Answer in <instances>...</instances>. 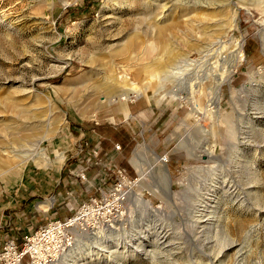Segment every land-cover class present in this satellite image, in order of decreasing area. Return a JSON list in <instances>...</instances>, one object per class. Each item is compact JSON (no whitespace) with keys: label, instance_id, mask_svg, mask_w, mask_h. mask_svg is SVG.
Masks as SVG:
<instances>
[{"label":"rangeland","instance_id":"374dc122","mask_svg":"<svg viewBox=\"0 0 264 264\" xmlns=\"http://www.w3.org/2000/svg\"><path fill=\"white\" fill-rule=\"evenodd\" d=\"M115 4L116 0H0V189L7 191L8 195L17 193L19 197L25 196L18 208L19 211L24 210L23 215L20 213L23 217L28 216V212L32 217L24 219L21 216L22 224L16 231L24 235L32 231L30 227L36 231L48 223L53 211L66 212L70 217L80 210L82 202L88 201L89 197H70L56 202L54 207L50 205L40 208L38 204L49 205L53 201L51 198L54 193L44 199L35 197L29 200V197L34 189L32 186L36 185L31 183L33 176L54 178L60 174V168L66 160L71 166L75 160V142L82 132L78 130L79 126L82 123L90 125L91 121L96 119L100 122V129L96 132L105 137L103 147L110 150L120 144L122 151L116 156V162L122 166L128 164L130 168L126 167L129 172L134 174V178L138 177L136 184L128 190L130 201L123 210L125 230L138 235L137 231H146L151 225L152 233L148 237L153 245L148 246V249H152L155 256L150 258L146 252H138L134 248H120L118 254L127 257L125 261L121 260L123 264H198L201 250L204 256L206 255L204 263L207 264H264V118L257 119L254 116H264V1L253 3L251 0H232L229 5H215L209 10L196 7L197 11L190 15L193 17L192 23L181 19L177 28L169 30L173 35L170 36L171 39L165 38L158 42L156 49L144 60L136 57V51L142 50L143 39L140 35L132 33L137 25L135 18L125 15L115 24L109 21ZM179 7L182 6L174 5L176 10L171 12L174 14L172 17L179 18ZM233 11L238 12L234 26L231 25L229 17ZM210 14H220L218 19L225 21V42L230 44L233 40L240 41L244 43L245 51V60L233 73L231 83L222 86L220 110L210 106L207 96L210 88L206 86L195 87L196 94L200 97L197 96V103L203 108L201 113H196L193 110L194 105L189 102L155 99L151 94L134 97L133 100L140 99L152 103L158 112L167 116V121L156 136L145 137L146 143L137 138L125 146L129 140L126 134H122L120 128H114L107 119L114 117L115 121L119 122L121 116H117L116 112L121 109L127 113L128 103L132 100L127 102L125 108L119 102L108 105L104 99L106 93L97 89L103 82V75L110 76L114 73L113 70L119 74L128 70L127 74L131 79L142 84L146 75L141 68L146 65L152 67L156 57L164 59L173 51L192 64L191 70L183 79V89L186 90L187 80L193 75L195 66L198 65L196 67L199 68L204 64L201 63V49L196 41H193L199 33L195 28V18L200 20L203 15H209L207 21L210 22ZM118 36H121L120 39L114 40ZM86 60H91L94 65L87 64ZM150 67H147V70H150ZM251 75L260 84L256 94L250 97L246 93H237L236 88L248 82ZM160 79L157 77L150 80L152 91L160 86ZM164 84L165 90L175 85L169 79ZM238 107L246 109L247 115L243 119L237 113ZM136 117L138 116L131 115L129 119ZM250 121H253V126L249 130L245 126ZM245 135L249 139L241 138ZM42 137L41 149L50 160V166L46 167L43 160L23 163L22 159L11 156L13 151L23 152ZM238 137L244 142L238 145L237 151L233 148L239 140ZM137 144H142V153L147 161V172L143 179H140L130 161ZM208 144L212 146L216 156L221 158L220 162L213 159L209 161L207 157L198 159L191 155L193 152H200L203 145ZM164 153L170 156L168 167L173 176L172 187L175 196L170 200L164 197L161 199V196L152 192L154 177L161 172V163L155 159ZM236 153H239L240 158L235 157ZM61 154L65 156L64 159ZM218 167L222 168L217 172L213 171ZM213 173L220 177L226 175L241 188L250 185L254 187L250 189L251 194L244 203L246 205L230 199L224 200L218 209L220 211L216 215L217 221L208 224V229L194 236L191 228L194 222L190 220L191 216L183 211L186 204L184 195L186 192L192 193L198 183L211 178ZM112 182L113 180H110L109 185ZM96 183L98 185V182ZM134 194H141L151 201L157 209L154 216L133 205L131 196ZM92 196H98V193H93ZM32 200L36 201L28 210V204ZM69 200H72L75 206L76 210L73 212H68L65 208ZM131 214L133 217H130ZM165 216L166 219L171 218L170 221L176 230L189 232L193 238H184L185 241L188 240L187 244L184 240L175 241L172 234L169 240H158V231H162V228L157 229L162 226L158 219L162 217L164 220ZM131 218L134 221L140 218L143 220L138 224L139 227L133 228L131 222H128ZM250 230L251 233L248 234ZM75 235L79 239L77 233ZM208 236H211V239ZM168 241L180 242L181 250L167 246L165 242ZM17 242L22 244L23 240ZM86 247L88 245L83 244L81 249ZM240 248L245 254L242 252V256L238 257L237 251ZM223 250L224 256L221 253ZM217 256H220L219 259ZM92 258L79 264H119L106 260L102 255L94 256L93 262ZM224 259L227 260L223 262ZM54 264L63 263L58 261Z\"/></svg>","mask_w":264,"mask_h":264},{"label":"bare ground","instance_id":"6f19581e","mask_svg":"<svg viewBox=\"0 0 264 264\" xmlns=\"http://www.w3.org/2000/svg\"><path fill=\"white\" fill-rule=\"evenodd\" d=\"M244 1H249V0H244ZM251 1L253 3H259L262 0H251ZM116 2H117V4H115L114 8L111 7L112 13L110 12L111 18L109 19V21H111V23L115 24L116 22H119V20H121L125 15L133 16L135 18L137 25L134 28V32H132V33H134L137 36L140 35V38L143 39L142 40L143 46L141 47L142 50H140L138 52L136 51V57L139 60H144V59L148 58L149 55L151 54V52L156 49L158 42H162V40H164L165 38H166V40H168V38L171 39V37L173 35H172V32L169 30H171L172 28H177V26L179 24H181V19H184L185 22L187 21L188 23L193 20L192 19L193 17L191 18L190 15L192 13H194L195 11H197L196 7H203L206 10L207 9L209 10L210 8H212V6H215V5L216 6L218 5V7L221 4L223 6L229 5V4H231L232 0H219V1H217V0H119V1L116 0ZM107 5H109V3ZM174 5L182 6V7H179V9H180L179 10L180 11L179 12V18L177 16L172 17L174 14L171 12L176 10L174 8ZM216 10H217V8H216ZM168 11H169V13L167 14ZM220 11H221V9H220ZM237 13L238 12L233 11L231 16H229L230 17V23L233 26L236 24V19L238 17ZM197 15L199 16V14H197ZM211 15L212 14H210V17H209L210 22L207 21V17L209 15H203V17L201 19L199 18L200 20H198L197 16H196L197 18H195V19H197V23H196L195 28L198 30L200 35H199V33L196 34L193 41H196V44H198L197 46L201 49V54H202L201 63H204V64L199 66V68L196 67L198 65L195 66L194 71H193V75L191 77H189L187 80L188 83H186L187 84L186 90L183 89V85L185 84V83L183 84V79L187 75L188 71L191 70L190 65H192V64L188 63L187 59L182 58V56H180L179 54L176 55L172 51L167 55L166 58L164 57V59L163 58L160 59V58L156 57L152 67H150L151 65L150 66L146 65L148 68L149 67L151 68L150 70L149 69L147 70L146 66L141 68V71L143 72V74L146 75L142 84H139L137 81L132 80L130 75L127 74L128 70H126V72L123 74H119L115 70H113L114 73H112L110 76H108V75L106 76L104 74L103 75V82L101 83V85L97 86V89H100L106 93V96L104 97L105 102L108 105L112 104L113 102H119V103H122L124 105V108H125V107H127L126 106L127 102L129 100H133L134 97L138 98V97H141L143 95L151 94V96L155 99H157V98L158 99H171V100H180L183 102L192 103L194 105L193 110L196 113H201V110H203V108L201 107V105H199L197 103L196 98L198 95L196 94L195 87L196 86H200V87L206 86V87L210 88V91L207 92V96L209 98L210 106H214V109L216 108L217 111H219L220 105H221V100H222V86L225 83H231V81H232L231 77H232L233 73L236 71L237 67L241 64V62H243L245 60V51H244V43H242L240 41L233 40V41H231L230 44H227L225 42V40H224L225 34H226L225 30L227 29L225 21L224 20L221 21L218 19L220 14H217V16L216 15L211 16ZM217 19L219 21H217ZM228 20H229V18H228ZM229 29H231V28H229ZM116 35H119V34H116ZM120 37L121 36H118L114 40L117 41L118 39H120ZM168 44H171V43H168ZM119 45H121V44H119ZM119 45H118V47H119ZM263 46H264V41H263ZM200 49H198V51ZM87 64H89V65L93 64L94 65V63L91 60H88ZM157 77L161 78L160 79L161 82H159L160 86H158L156 89L153 88L154 91H152L150 80L153 78H157ZM167 79H169V81L172 80L175 83V85L172 88L165 90L164 82ZM259 85H260L259 82L254 80L253 76L251 75L250 80L248 82H246L245 84L241 85L239 88H236V91H237V93H239L241 95H245V93H246V95H250V97H251L253 94H256V92L258 91ZM234 95H235V93H234ZM255 106H257V104ZM127 113H128L127 116L129 119L131 117V114H129L128 111H127ZM237 113L241 119H243L247 115L245 108L238 107ZM254 116L257 119L264 118V116H261V115H254ZM239 125H241V124H239ZM252 126H253V121H250V122L246 123L245 127L250 130L252 128ZM254 126H256V125H254ZM242 133H244V131ZM247 134H249V133L247 132ZM241 138H243L244 140L245 139L247 140V138L249 139V137L247 135L242 136ZM42 141H43V137L40 140H38L36 143L30 144L29 148L25 149V151H23V152L13 151L14 153L12 152L11 156H14L15 158H18V159H22L21 161L23 163H27L30 160H34L36 162H38L39 160L40 161L43 160L46 167L50 166L51 165L50 160L47 157H45V155L43 154L42 149H41V142ZM243 142L244 141L243 140L241 141L239 138L238 142L236 144L234 143L235 148H233V149L238 151V145L239 144L241 145V143H243ZM142 150H143L142 144L137 145V147H136V149H135V151H134V153L130 159L133 167L136 168V171L139 174L140 179H143L144 176L146 175V172H147V169L145 167V166H147V164H146L147 161L144 159V154L142 153ZM191 155L195 156L198 159H202L203 157H207L209 159V161H210V159H213V160L218 161V162L221 161V158L216 156L214 149L209 144L203 145V148L200 152H197V153L193 152V153H191ZM64 157L65 156L63 154H61V158L64 159ZM235 157H239V153H236ZM160 160H161L160 157H158V158L156 157V159H155L156 162L161 163V172H158L155 175L156 177H154V183L152 185V192L154 193V195L156 194V195L161 196V199H163L162 197H164L167 200H170L173 197V195L175 196V193H174V190L172 187L173 176L169 170L168 165H166L165 163H162ZM232 160L234 161V159H232ZM239 161H241V160H239ZM231 164H232V162H231ZM220 168H222V167H218V169H215L213 171L217 172ZM235 169H233V170H235ZM233 173H234V171H233ZM212 175H214V176H212ZM212 175H211L212 176L211 178L204 179L201 183H198V185L194 189H192L194 192L193 191H192V193L186 192V194L184 195V201L186 204L183 208V211L185 212L186 215L191 216L190 220H192L194 222L193 226L191 227L192 228V235H194V236L196 233H198V232L201 233L203 230L208 229L209 228L208 224H212L213 222L217 221L216 215L219 214L218 211H220V210H218V209L224 200L230 199V200H233V202H237V203L240 202V203L244 204L247 201V197H249L251 194L250 189L252 187H254V186L250 185L247 188H241L238 184L235 185L233 180H229L226 175H223V176L221 175L222 177L217 176V173L216 174L213 173ZM234 176L236 177L237 175H234ZM206 177H207V175H206ZM237 177L239 178V176H237ZM181 196H182V194H181ZM131 197H133V199H132L133 205H135L136 208L144 209L145 211L151 213L154 216L157 209L153 206V204L151 203L150 200L144 198L141 194H134ZM248 203H250V202H248ZM244 205H246V204H244ZM133 209H134V207H133ZM158 209H160V208H158ZM180 210H182V209H180ZM225 211L226 210H224V212ZM139 212L141 213V211H139ZM161 212H163V211H161ZM131 213H133V211ZM156 216L159 217V215H156ZM130 217H133L132 214L130 215ZM142 220H143V218L136 219L134 221V219L131 218L130 221H128V222L129 223L131 222L133 228H135L138 226V224H141ZM170 220H171L170 217L166 219V216H165L164 220H162V217H160L158 219V221L160 222L159 224L162 226H160L158 228H157V226H153L155 229L156 228L157 229L162 228V231L161 230H160V232L158 231V236H159L158 240H161V239H163L164 241H166V239L169 240L170 239L169 236H171L170 234H172L173 235L172 238L174 237L173 239H175V241L184 240L183 242L186 243L188 240L185 241L184 238L188 239L187 237H192L191 233L186 232V231H185L186 233H182V232L176 230L175 227L172 225V222ZM156 221L157 220H155V222ZM75 222L73 219L72 223L74 225H77V223H75ZM149 223H151V222H149ZM225 224H227V223H225ZM220 225H221V223H220ZM165 227H167V228H165ZM219 229L220 228H218V230ZM76 232L78 233L79 239H77L75 246H73L67 253H65L64 255L59 257L56 260L57 262L59 261L63 264L64 263H66V264H79V262H86L87 259H90L92 257L93 258L91 261L93 262V261H95L94 256L102 255L105 257L106 260L109 259L110 261H113L115 263L123 264V262H121V260L125 261L127 257L126 256H120L118 254L119 253L118 249H120V248H130V249L134 248L135 251L146 252V255L150 258L155 256L154 251L152 249L151 250L148 249V246L153 245V244H151L152 241H150L149 237H148V235L152 233L151 232V225L148 227V230H146V231H137L139 233L138 235L137 234H131V232L126 231L125 230V224H124L123 220L122 221L116 220L110 224H106L103 226L95 225V227L89 231L81 230V231H76ZM246 232H247V230H246ZM122 233H124V234H122ZM250 233H251V230H250V232H248V234H250ZM123 236H124V239H122ZM210 237L208 236V238H210ZM205 240H206V238H205ZM238 240H239V238L237 239V241ZM86 241H88L89 243H87ZM199 241H202V240H199ZM208 243H210V242H208ZM83 244L88 245V247H86L85 249H81ZM165 244L167 246L173 247V249L181 250V248L179 247L180 242L176 243L174 241H168V243L165 242ZM230 244H231V242H230ZM195 245H197V244H195ZM203 247L204 246H202V248ZM240 247H242V246H240ZM182 249H185V248H182ZM168 250H169V248H168ZM194 250L192 252H194ZM224 251L225 250H223L221 252V253H223V256H224ZM242 252H243L242 248H240L237 251V256L240 257V256H242L243 253L245 254V251L243 253ZM200 253H201L200 254L201 257L198 258V262H200V263H198V264H205L206 262L204 263V261H206V259L204 257L206 255L204 256L202 250L200 251ZM174 254H179V253L174 252ZM188 254H190V253H188ZM207 254H209V253H207ZM219 257L220 256H217V259H219ZM172 260H173V258L171 259V261ZM226 260L227 259H224L223 262ZM81 264H84V263H81Z\"/></svg>","mask_w":264,"mask_h":264},{"label":"built area","instance_id":"2783aa9c","mask_svg":"<svg viewBox=\"0 0 264 264\" xmlns=\"http://www.w3.org/2000/svg\"><path fill=\"white\" fill-rule=\"evenodd\" d=\"M107 120L115 128L120 125L114 117ZM127 121L129 119L125 117V122L127 123ZM92 122L95 126H100L98 120L93 119ZM144 126L145 124L142 125L140 131L136 132L135 141L137 138H141L143 143H146ZM151 131H153L151 137H154L160 129H156L154 124ZM102 143V138L99 137L95 147L87 154L85 148L89 143L86 142L85 137H80L75 142L76 152L73 155L75 160L71 166L66 163L67 160L63 165V171H66L68 177H72L74 182L83 183L89 188H96V181L99 180L100 187L96 189L98 196H91L88 201L82 202L80 210L70 217L60 218L58 212L53 213L46 225L39 227L36 231L33 229L24 235L22 244H18L15 238L7 239L0 247V264H54L59 257L75 246L76 231H89L95 225L103 226L116 220L122 221L124 207L130 201L128 190L136 184L138 177H132L126 167L117 164L115 157L103 156ZM114 151L118 155L122 151V146L116 144ZM160 158L162 163L169 164V154H161ZM96 167L101 172L96 177L89 178L88 171ZM110 180H113L111 185H109ZM76 194V192L71 191L68 197L75 198L77 197ZM57 201L53 198L52 207ZM65 208L68 212L76 210L72 200L66 203ZM73 219L77 225L72 223Z\"/></svg>","mask_w":264,"mask_h":264},{"label":"crops","instance_id":"0c3cea01","mask_svg":"<svg viewBox=\"0 0 264 264\" xmlns=\"http://www.w3.org/2000/svg\"><path fill=\"white\" fill-rule=\"evenodd\" d=\"M118 110V108H117ZM128 112L131 115L138 116L136 118L129 119L127 123L125 122V117L128 118L127 114L121 111L119 109L116 112V115L121 116V120L118 122L120 125L117 127L122 130V134H126L128 143H125V146H128L129 142L134 140L135 134L137 131H140L142 125L145 124L144 130L145 132V137H151V130L153 125H156V129H161L164 124L166 123L167 116L162 115L161 112H158L157 108L152 105L149 101H142L140 99L134 101V102H129L128 103ZM165 117V118H164ZM140 121H142L140 123ZM129 123V124H128ZM144 123V124H143ZM114 127V126H113ZM115 128V127H114ZM99 126H95V124L91 121L90 125H84L83 123L79 126L78 130H81L80 137H85L86 142H88V146L85 148V153L89 154L91 150L95 147L98 138H102L105 140V137H103L100 133H97L96 130H99ZM102 151H103V156L105 157H115L116 161V152L114 151V148L105 149L103 147L102 143ZM117 163V162H116ZM118 164V163H117ZM120 166H122L120 164ZM60 174L57 177H52L48 178L42 175L39 176H33L32 181L33 184L36 183L35 186H32L34 189L30 193L29 200L31 198H41L44 199L46 196L54 193V196H52L51 199L55 198L58 201L61 199L69 198L68 194L71 191L76 192L77 197H85V198H90L92 194H97L96 189L100 187V182L97 180L98 185H96V188H89L87 185H84L83 183L80 182H74L72 180V177H68L67 172L63 171V167L60 168ZM101 172L100 169L96 168H91L88 171V177L89 178H94L96 175ZM43 177V179H41ZM44 180V181H43ZM79 197V199L81 198ZM25 196L19 197V195L16 194H11L8 195L7 191H3L0 189V247L1 245L9 238H15L16 240L20 241L22 240V237L24 233L17 232L16 229L19 230V226H21V216L25 213L23 211H19V203L22 202V200H25ZM88 198V199H89ZM36 200H32L28 204V210L31 209L29 206L35 203ZM57 201V202H58ZM52 206V203L48 205L47 203H40L38 206L41 207H50ZM15 211V213H12ZM45 212V211H44ZM54 213L57 211H53ZM22 215H21V214ZM28 216L23 217L24 219L27 218H32L31 213L28 212ZM33 214H36V210L33 212ZM58 216L60 218H66L68 217V214L66 212H58ZM32 222V221H31ZM30 229H34L30 227Z\"/></svg>","mask_w":264,"mask_h":264},{"label":"trees","instance_id":"16d2710c","mask_svg":"<svg viewBox=\"0 0 264 264\" xmlns=\"http://www.w3.org/2000/svg\"><path fill=\"white\" fill-rule=\"evenodd\" d=\"M126 166L128 167L129 165H128V164H125L123 167H126ZM127 167H126V168H127ZM128 168H130V167H128ZM128 168H127V169H128ZM128 170H129V169H128ZM129 174H130L132 177H135L133 173L129 172Z\"/></svg>","mask_w":264,"mask_h":264}]
</instances>
